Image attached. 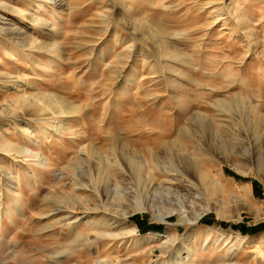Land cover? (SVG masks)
I'll return each mask as SVG.
<instances>
[{
  "label": "rangeland",
  "instance_id": "1",
  "mask_svg": "<svg viewBox=\"0 0 264 264\" xmlns=\"http://www.w3.org/2000/svg\"><path fill=\"white\" fill-rule=\"evenodd\" d=\"M0 264H264V0H0Z\"/></svg>",
  "mask_w": 264,
  "mask_h": 264
},
{
  "label": "bare ground",
  "instance_id": "2",
  "mask_svg": "<svg viewBox=\"0 0 264 264\" xmlns=\"http://www.w3.org/2000/svg\"><path fill=\"white\" fill-rule=\"evenodd\" d=\"M138 211H139V210H138ZM126 216L128 217L129 214H127ZM158 218H159V219H158L157 222H159V223H161V224H164V223H165V221H166V220H165V219H166V216H165V215H161V216H159ZM200 218H202V216H201L200 214H197L194 223H197L198 220H199Z\"/></svg>",
  "mask_w": 264,
  "mask_h": 264
},
{
  "label": "trees",
  "instance_id": "3",
  "mask_svg": "<svg viewBox=\"0 0 264 264\" xmlns=\"http://www.w3.org/2000/svg\"><path fill=\"white\" fill-rule=\"evenodd\" d=\"M152 228L154 229L155 227H152ZM148 229H151V227H148ZM148 229H147V230H148ZM156 229H157V228H156Z\"/></svg>",
  "mask_w": 264,
  "mask_h": 264
}]
</instances>
